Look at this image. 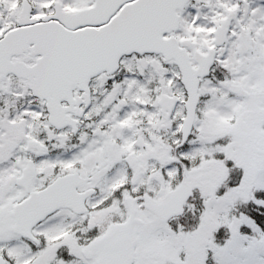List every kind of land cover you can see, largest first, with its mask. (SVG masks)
I'll use <instances>...</instances> for the list:
<instances>
[{
    "label": "snow or ice",
    "instance_id": "1",
    "mask_svg": "<svg viewBox=\"0 0 264 264\" xmlns=\"http://www.w3.org/2000/svg\"><path fill=\"white\" fill-rule=\"evenodd\" d=\"M0 264H264V0H0Z\"/></svg>",
    "mask_w": 264,
    "mask_h": 264
}]
</instances>
